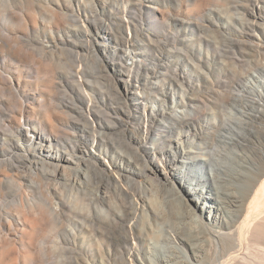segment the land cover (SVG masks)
<instances>
[{"label": "rangeland", "instance_id": "1", "mask_svg": "<svg viewBox=\"0 0 264 264\" xmlns=\"http://www.w3.org/2000/svg\"><path fill=\"white\" fill-rule=\"evenodd\" d=\"M54 2L0 0V18L7 19L10 14H17L24 17L27 26L12 27L17 28L14 30L16 35L20 34L22 37L21 42L25 45L23 52L13 56H0V152L2 156V152L4 153V158L10 164L1 167L0 163V220L11 216L16 221L14 227L18 229L14 232V227H11V231L0 227V251L5 250L9 258H19L26 249H32L36 260L30 264H58L60 259L61 264H85L89 260L98 264L104 250L101 246L102 239L88 225L96 210L102 209L101 203L94 202V193L97 192H106L113 204L108 223V264H151L148 252L151 249H148L147 242L142 237L147 241L158 240L159 246L169 248L161 229L168 228L170 222H178L182 226L178 235L186 234L197 243L208 240V232L199 221L200 213H195L185 196L176 193L170 182L163 183L162 175L154 172L155 168L160 171L164 169L171 180L168 171L172 166L153 152L148 142L149 126L151 131L152 123L147 124L144 109L136 106L134 98L125 89L116 71H120L119 67L122 66L126 83H131L133 78L138 77L136 85L139 90L136 89V93L144 92L146 96L153 84L158 82L160 84L154 90L155 96H164L163 87L168 90L166 100L174 92L183 95L188 111L194 110L196 115L190 130H203L207 139L213 134L209 127L214 118L213 112L230 107L234 98L240 96L238 105H242L243 100L252 99L255 107L260 108L261 98L258 93L246 89V79L251 74L264 79V0H86L79 12L82 19L86 13L94 23V46L90 45L94 47L93 51L81 47L84 38L69 31L74 28L75 23L67 19L65 11H57L56 18L52 19L50 10H53ZM121 19L125 21V29L119 35L117 25ZM99 24L110 28L112 49L117 48V37L124 36L130 41L129 50L141 61L139 67L130 68L127 58L119 50H116L118 52L115 55L102 53L99 47L103 46ZM43 40L58 44L57 51L45 50L41 53L40 42ZM19 45L21 47L20 42ZM75 52L79 55L76 61L72 58V53L76 54ZM79 65L82 67L80 76H83L84 88L92 94L90 104L82 98L81 88L74 86L72 79H66L70 68L75 71ZM256 85L258 87L257 83ZM23 101L25 104H22ZM88 107L94 121L92 123L97 125L96 133L106 138L113 152L119 153L125 163L127 172L123 173L122 184L126 181L134 183L122 195L116 194L112 180L106 181L100 176L106 167L109 175L118 177L109 166L108 157L99 156L102 165L98 166L97 174L87 164L80 163V169L86 171L89 177L88 182L80 187L73 184V179L76 178L69 170H66L64 176L70 177V181L61 177L60 173L54 175L55 162L43 165L38 160L41 154L46 153L48 144L45 142H42L41 147L36 148L35 145L29 148L26 161L15 157L19 151L12 140L20 123L34 127L37 131H45L59 150L77 139L83 150L94 151L95 147L91 146V142L95 134L88 130L85 122ZM45 112L51 116L54 131L42 124ZM245 116V119L254 122L252 126L259 130V134L258 137L249 135L245 139L247 143L244 142L245 148L237 151L251 160L238 159L235 151L228 150L227 154L243 166L252 161L261 167L264 162L259 161L254 152L264 148V140H259V136L264 139V118L254 120L250 112ZM154 124L157 125V122ZM249 128L250 125L247 130ZM186 134L185 132L184 136ZM195 142L193 144L198 143ZM133 151H137L139 156L129 159ZM5 155L10 156L8 158ZM127 160L130 161L126 163ZM31 165L36 168L34 176L28 172ZM68 167L72 169L73 165ZM21 169L28 173L22 174ZM237 171L243 172L240 167ZM11 180L18 181L21 190L14 188ZM32 180L35 182H31ZM198 180L201 189L202 179L198 177ZM136 183L141 185L140 191H137ZM225 186L238 190L241 182L232 179ZM132 196L137 199L141 196L139 202L145 208L150 205L161 212L169 210V215L162 222L151 221L150 228L141 229V225L139 228L135 227L136 222L131 227L130 239L125 241L121 235L127 230L126 227L129 228L131 219L126 222L125 227L115 221L113 214L118 209H128ZM45 197L53 209L59 207L58 202L61 201L63 206H60V211L49 208L44 202ZM18 198L22 199L26 214L31 209L30 216L36 217L41 209L45 211L41 210L42 218L33 237L25 241L20 237L23 222L14 201ZM75 206L81 209H76ZM219 214L225 216L224 211ZM242 219L243 216L225 230L214 227L211 233L220 231L225 237L236 234V228ZM160 232L162 236L158 238ZM136 234L142 237L137 240L134 236ZM247 248L264 249V239L249 237L247 246H243V249ZM204 249L237 247L227 242L222 248ZM92 254L93 259L89 258ZM174 255L170 264L182 257L178 253ZM210 256L208 257L212 262L217 261L219 264L222 253H212ZM155 260L166 264L157 257ZM178 264L186 263L179 260Z\"/></svg>", "mask_w": 264, "mask_h": 264}, {"label": "bare ground", "instance_id": "2", "mask_svg": "<svg viewBox=\"0 0 264 264\" xmlns=\"http://www.w3.org/2000/svg\"><path fill=\"white\" fill-rule=\"evenodd\" d=\"M54 1L55 6L53 10L55 12L52 9L50 10L52 19L56 18L57 11L60 13L65 11V13H67V19L73 20L75 23L74 28L69 31L74 35H81V37L84 38L81 42V47L93 51L94 41L92 37L94 34H92V31L94 29V23L89 16H86V13L85 18L82 19L83 17H80L79 12L86 3V0ZM84 12H86V10ZM1 20L0 56L21 54L25 45L21 42V35H16L17 32L14 31L17 30V28L12 27H27L24 17H19L17 14H10L7 19L1 17L0 21ZM99 25L100 27L98 30L102 31L103 46H99L101 47L100 50L102 53L105 55H115L118 52H116V50H119V52L127 58V64L130 68L136 69L139 67L141 61L134 52L129 50L131 46L130 41L126 40L124 36L117 37V48L112 49V47H110V28L103 24ZM117 29L119 35L124 32V19L119 20ZM19 42L21 47H19ZM56 45L58 44H50V42L43 40L40 42V52L43 53L45 50L51 52H53L52 50L57 51ZM90 45L93 46L91 47ZM72 55L74 61L79 59L78 53H72ZM121 64L124 65V63ZM115 67L116 66H114V68ZM119 68L120 71L116 68V72L119 73L123 86L134 98L136 106L144 109V118L147 124L151 125L152 123L151 126L153 129L151 131L149 126L148 142H150L149 144L153 152H155V155L157 154L159 159L164 160L167 165L172 166L171 170L168 171L169 175H171V180H169L167 171L164 169L160 171V169L155 168L154 172L162 175L164 178L163 183L166 184L170 182L176 193L181 194L182 197L185 196L195 213H200L199 221L208 232L207 236L209 238L208 240L197 243L190 240L186 234L178 235V231L182 230V226L179 225L178 222H167L168 228L161 229L163 231V238L169 244V248L159 246L160 242L158 240L152 239L150 241V239H148L147 241L146 238L139 234L134 235L137 237V240L142 237L144 241L147 242L148 249H151L148 251L151 264H160L155 260V257L160 259V262L164 261L166 264H170V260L175 258L174 253L181 254V258L183 259L179 257V260H184L186 264H218L217 261L212 262L210 260V255L212 253L217 254L218 252L222 253L219 264H264V249H243V246H247L249 237H253L255 240L264 239V163L261 167H258L256 163L249 161L251 164L243 166L234 161V159L227 154V151L231 150L237 152L235 155L238 159L251 160L247 155L238 154L237 149L245 148V143H247L245 139L249 135H256L258 137L259 130L252 126L254 122L245 119V114L250 112L254 120H261L264 118V103H262V98H264V79L257 74H251L249 78L246 79V89H248L249 92L258 93L261 98L259 103L260 108L258 109L255 107V101L252 99L243 100V104L238 105V102L241 101L239 98L240 96L234 98L230 107L213 112L214 118L209 124L213 134L206 139L203 130L198 129L196 131L195 128L190 130L193 124L192 120L196 115L194 110L188 111V107L185 106L183 101V95L174 92V95L170 98L168 97V100H166L165 97L166 94H168L166 91L168 90L163 87L164 96H162V98L161 96H155L154 90L157 89L160 84L158 82L153 84L150 93L146 96L144 92H141V94L139 92L136 93V89L139 90V86L136 85L138 84V77L133 78L131 83H126L122 66ZM80 75H82V67L79 65L75 71L70 68L68 76L66 75V79H72L73 85L81 88L83 92L82 98L90 104L92 103V94L85 90L83 76ZM22 104H25L24 101ZM85 118L88 130L95 134L92 136L91 142V146L95 147L94 151L83 150L77 139L70 141L69 145H65L62 150H59L57 146L55 147L52 144V137L48 136L45 131H37L34 127H28L24 123H20L12 140L19 151V154L15 157L26 161L28 149L35 145L36 148L41 147L42 142H45L48 144L46 153L41 154L38 160L41 161L43 165H45L46 162H55L54 175L56 176V174L60 173L59 175L68 181H70V177L66 178L64 175L66 170H69L73 177L76 178L73 179V184H76L77 187H80L82 184H85L84 182H88L89 180L87 172L80 169V163L87 164L97 174L98 166L102 165L99 156L108 157L109 166L118 174V177L109 175V170L106 167L102 170L103 173L100 176L106 181L112 180L114 182L116 194L122 195V193L129 190L132 185H134V183L130 184V182L128 183L127 181L125 184H122L124 181L123 173L127 172L124 166L125 163L119 153L113 152L106 138L96 133L97 125L92 123L94 121L89 107L87 108ZM155 122H157V125L154 124ZM42 124L48 126L51 131H54L49 113L45 112L43 114ZM249 125L250 128L247 130ZM184 129H187L185 131L187 133L185 136ZM191 134H193V136ZM184 138L185 141L183 140ZM259 140L263 142L264 139L259 136ZM195 141H198V143L193 144L196 143ZM166 147H168V149ZM80 152L81 155L77 156V153ZM2 154L3 156L0 152L1 167L10 166L8 161L4 158L3 152ZM5 156L9 158L10 155ZM138 156L137 151H133L129 159H134ZM254 156L259 161L264 162V148L255 151ZM10 158L12 159L13 156ZM129 161L130 160H127L126 163ZM69 165H73V168L68 169ZM238 167L242 168L243 172H238ZM21 170L20 172H22V174H24V172H29L31 176L36 175V168L33 165L29 166L28 172L23 169ZM81 175L82 178L80 179ZM5 177L9 178L8 175H5ZM198 177L202 179L201 189L199 188ZM232 179L241 182V186L238 190H236V188L233 189L231 186H225V184ZM31 182L35 181L32 180ZM174 183L178 185H174ZM11 185L21 190V185L18 181L11 180ZM135 187L138 189L137 191L141 190L140 184L136 183ZM139 199H141V196ZM139 199L132 196L128 209H118V211L113 214L115 221L120 225H125V227L126 222L131 219L129 228L126 227L127 230L121 235V238L125 241L130 239L129 233L132 234L131 227L136 224V222L138 223L135 227L139 228V225H141V229L150 228L151 221L156 220L162 222V220H166V217L169 215V210L161 212L157 207L153 209L150 205L145 208L144 205L139 202ZM25 200H27V198ZM14 201L18 207L17 213L20 214L23 222V229L20 232V237L24 241L27 238L31 239L35 228L42 218V211H45L41 209L42 211L39 210L36 213V217L30 216L29 213L32 211L29 209L28 213H25L24 203H22L21 198ZM44 202L53 211H60V206H63V203L60 201L58 202L59 207L56 206L58 209H53L46 197L44 198ZM94 202L101 203L102 209L96 210L95 214L90 217L88 225L93 231L98 232L102 239L101 246L104 250L98 264H108L110 258V229L108 223L109 217L111 216V206L113 204H111V198L106 192L94 193ZM75 208L81 209L79 206H75ZM223 211L225 212V216H220L219 213ZM242 216L243 219L236 228V234L225 237L220 231H214V233L216 232L215 234L211 233L214 227L222 230L228 229L234 223H237ZM15 224L16 221L11 216L0 220V227L8 231H11V227H14ZM96 225H98V227ZM17 230L18 229L14 227L13 231L17 232ZM147 236H149V234H147ZM161 236L162 233L160 232L158 238ZM227 242H230L231 245L233 243L234 247H237V249H204L222 248L224 243ZM158 246L159 248H156ZM42 250L41 252L44 253ZM34 254L32 249H26L24 255L21 257L9 258L7 252L3 250L0 251V264H30L36 260ZM89 258L93 259L94 255H90ZM46 259H48L47 255ZM178 261L172 262L171 264H178ZM61 263L62 259L58 261V264ZM85 264L96 263L93 260H89V262L86 261Z\"/></svg>", "mask_w": 264, "mask_h": 264}]
</instances>
